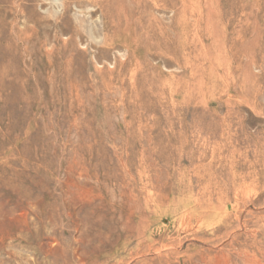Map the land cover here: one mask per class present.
Returning <instances> with one entry per match:
<instances>
[{
    "label": "rangeland",
    "instance_id": "1",
    "mask_svg": "<svg viewBox=\"0 0 264 264\" xmlns=\"http://www.w3.org/2000/svg\"><path fill=\"white\" fill-rule=\"evenodd\" d=\"M0 264H264V0H0Z\"/></svg>",
    "mask_w": 264,
    "mask_h": 264
},
{
    "label": "bare ground",
    "instance_id": "2",
    "mask_svg": "<svg viewBox=\"0 0 264 264\" xmlns=\"http://www.w3.org/2000/svg\"><path fill=\"white\" fill-rule=\"evenodd\" d=\"M176 12H177V11H176ZM236 14H237V13H236ZM110 15H111V14H110ZM228 31H229V30H228ZM154 43H155V42H154ZM150 44H151V43H150ZM158 44H159V43H158ZM155 45H156V44H155ZM151 46H152V45H151ZM161 46H162V45H161ZM153 47H154V46H153ZM159 47H160V46H159ZM159 47H158V48H159ZM95 61H96V60H95ZM111 68H112V67H111ZM97 70H98V69H97Z\"/></svg>",
    "mask_w": 264,
    "mask_h": 264
}]
</instances>
